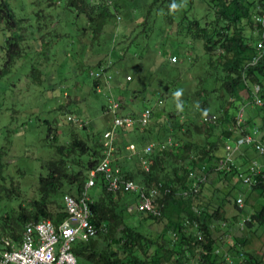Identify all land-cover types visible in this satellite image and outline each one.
Listing matches in <instances>:
<instances>
[{"label": "trees", "instance_id": "16d2710c", "mask_svg": "<svg viewBox=\"0 0 264 264\" xmlns=\"http://www.w3.org/2000/svg\"><path fill=\"white\" fill-rule=\"evenodd\" d=\"M172 2L18 0L14 4L12 0H0V80H6L0 83L1 109L6 103L5 108L13 115L26 113L36 105L34 101L39 103L38 92L59 88V97L53 99L56 107L37 106L38 109L58 111L62 116L74 113L71 104L68 106L64 100L70 88L62 84L74 67L76 77L91 94L106 95L107 99L113 95L120 102V115L140 117L145 109L153 110L147 126L118 130L112 161L126 178L145 188L160 182L171 189L163 201V215L154 218L130 211L139 201L138 195L124 190L109 192L104 176L99 174L95 187H100L101 196L91 195V220L99 233L89 242L75 245L79 264H261L245 233L264 227V202L255 211L247 209L253 196L244 198L243 207L237 202L238 196L246 194L238 169H246L259 155L247 146L235 159L231 171H214V164L220 160L222 149V157L225 156L227 141L238 138L239 133L230 129L243 106L248 133L258 129L264 142V106L248 104L253 99L254 85H260L264 95V58L256 66H247L261 38L256 16L262 0H176L183 4L176 12L170 11ZM247 27L253 35L246 34ZM199 48L201 58L193 57ZM82 52H89V56L86 54L80 63L78 56ZM174 56L176 63L171 61ZM99 71L102 78L92 75ZM105 77H111V89ZM24 80L28 82L25 100H13L14 88ZM178 89L184 90L183 113H177L173 96ZM5 97L7 100L3 101ZM101 107L108 111L106 102ZM204 109L209 111L208 116L219 115L216 124L204 121ZM74 116L80 122L65 124L58 118L52 127L47 121V141L54 150L43 161L46 173L40 176L37 191L30 197L22 194L10 176L8 162L5 174L0 152L4 182L0 184V199L17 201L16 205L7 204L0 209V237L20 244L28 223L51 220L59 227L68 217L64 197L79 196L90 172L105 157L104 135L112 126L99 132L88 126L81 115ZM59 126L69 127L66 132L70 139L65 142L60 141ZM168 140L174 145L149 155L151 170L147 172L140 160L144 148ZM132 143L139 154L128 149ZM203 165H207L211 175L224 179L226 186L217 189L215 197L207 196L205 190L215 188L209 180L195 196L177 195L192 185L190 172ZM250 191L264 198V185ZM233 208L236 213L231 215ZM240 214L251 215L245 232L237 225ZM150 220L164 222L163 232L143 231ZM195 221L198 228L186 226ZM223 222L227 223L225 232L221 228ZM236 228L241 236L234 234ZM225 233L234 234V243L227 248L221 238Z\"/></svg>", "mask_w": 264, "mask_h": 264}, {"label": "built area", "instance_id": "2783aa9c", "mask_svg": "<svg viewBox=\"0 0 264 264\" xmlns=\"http://www.w3.org/2000/svg\"><path fill=\"white\" fill-rule=\"evenodd\" d=\"M260 13L256 16V20L260 25L259 34L261 36L257 44V52L248 62L247 66H256L264 58V0L259 5ZM173 63L178 61L177 57L171 58ZM97 78H102V72L92 73ZM108 88L111 77H105ZM130 79V78H129ZM100 91V89H99ZM252 101L248 104L264 106V95L260 85H254L252 90ZM245 107L243 106L238 112L233 132L239 133L238 138L234 141H227L225 146V156L214 164V171H231L235 166V159L241 154L244 147L251 146L255 149L262 159H253L246 169L241 167L238 169V179L243 185L249 189L264 185V142L262 135L258 129L250 130L244 126L245 123ZM121 104L113 95L108 96V112L114 115V122L110 130L105 135L106 155L98 166L90 172L83 192L75 197L66 195L64 197V206L68 217L59 227L51 220H43L41 222H31L25 227L22 241L15 244L12 239L0 237V264H79L74 253V247L79 241L89 242L97 237L99 228L92 223V208L90 190L96 185V177L101 174L104 176L109 192L127 191L136 193L139 201L129 208L130 211L144 212L154 218H161L163 215L164 199L171 194V189L165 187L163 183H154L149 188L141 186L134 180L124 176L122 170L116 166L112 157L116 150L115 139L118 130L124 129L133 131L138 127L147 126L152 118L153 110L145 109L140 117L130 115H120ZM219 120L218 115L207 116L205 122L216 124ZM67 122L78 123L74 116L67 115ZM172 140L167 142H156L147 145L143 153L140 155L142 167L150 172L151 162L149 155L156 150H165L173 146ZM132 154H139L137 146L132 143L128 146ZM211 173L207 165H203L200 170L190 172V178L193 180L192 185L188 189L179 190L176 194L179 196L197 195L201 192L202 187L210 180ZM240 207L244 206V197L240 195L237 199ZM251 222V215H242L237 225L240 230H245L247 224ZM199 227L195 221L193 224L188 223L186 226ZM227 223L223 222L222 229H226ZM102 228H106L105 225ZM198 236L203 239L202 234ZM200 239V240H201ZM219 253V250L217 251ZM200 260V258H199ZM188 264V263H187Z\"/></svg>", "mask_w": 264, "mask_h": 264}, {"label": "rangeland", "instance_id": "374dc122", "mask_svg": "<svg viewBox=\"0 0 264 264\" xmlns=\"http://www.w3.org/2000/svg\"><path fill=\"white\" fill-rule=\"evenodd\" d=\"M12 3L18 4V0H12ZM253 30L250 27L246 28V34L247 35H253ZM2 34H0V42H3ZM201 48H199L197 51H200ZM204 52V51H203ZM89 56V52H86ZM86 54L83 52L78 56V61L80 63L84 62L86 58ZM197 55H202V51L200 52H194L193 57H196ZM77 64H74L76 66ZM79 70V69H78ZM82 71V70H81ZM80 71V72H81ZM76 68H72L69 70V73L67 74V78L65 79L64 84L65 86H69L70 91H68V95H64L65 103L71 104V108L74 113L77 115H81L84 120H86V123L88 126H92V128L96 131H102L104 130L108 125H113L114 122V115L109 114L108 111H102V102H106L108 104V99L106 95L101 96H94L90 93L89 88H86L84 84H82V80L76 77ZM80 81H79V80ZM6 80H0V83L5 82ZM52 82V81H51ZM27 81L24 80L19 85H17L14 88L15 95L13 97V100H25V92H26V86ZM51 84V83H50ZM75 88V89H74ZM74 89V92L72 90ZM1 90V88H0ZM42 92H38L37 94V100L39 103L34 101L36 105L33 104L32 108L28 110L26 113L20 112L19 115L15 114L13 115V112L7 111L5 108L7 104L5 103V107L1 109L0 107V152L3 153L1 163L4 165L5 174L7 175V162L8 170L10 172V176H12L15 181L17 182V185H19L22 194L30 197L34 194L35 191H37L39 178L41 175H45L46 171L43 169V161L47 160V157L53 153L54 148L50 146V144L47 141L48 136V129L50 127V124L55 119L61 118L65 124L66 116L59 114L58 111L56 112H48V111H41L38 109L37 106H45V107H56V102L54 105V100H57L59 97L61 91L59 88H55L53 90L46 89L41 90ZM83 97H86L85 99H82ZM3 98L2 91L0 92V99ZM54 99V100H53ZM7 100V97L4 98L3 101ZM9 100H12L11 95L9 96ZM7 102V101H6ZM18 104V103H17ZM20 110L22 109V106H19ZM77 111V112H76ZM71 113L68 115L74 116L75 114ZM219 116V115H218ZM77 118V117H76ZM60 119V120H61ZM47 121L50 123H47ZM78 122H80L78 120ZM62 123V121H61ZM53 127V124H52ZM64 129V130H63ZM69 130L68 126H64L62 128L59 126V136L60 141L65 142L68 139H70V133L66 132ZM223 149L221 152H219L218 156L221 159H223ZM246 154V153H245ZM239 156V155H238ZM246 156V155H245ZM134 160V155L132 156ZM242 157V155H241ZM220 160H216V163H219ZM217 174H213L210 177V182L214 185V190L208 191L205 190V194L208 196L215 197L217 194V189L220 190L226 186V181L224 179L218 178ZM235 181H231L229 184L233 185ZM1 178V170H0V184H3ZM11 181L8 180V185H10ZM6 186H7V180H6ZM243 189H248L247 187H244ZM246 192V190H245ZM93 195L96 198L101 196V189L100 187H95L90 190V196ZM220 195V194H219ZM4 196V195H3ZM244 196V194L242 195ZM239 197V196H238ZM246 198V197H244ZM253 200V198H252ZM0 209H4L7 207V204H10L11 206L16 205L17 201H7L6 198L0 199ZM246 207V206H245ZM250 207V206H249ZM249 207L247 206V209L249 210ZM231 215H233L235 212L234 208L232 212H230ZM230 216V215H229ZM165 227L164 222H156V221H148L145 224V227L143 228V231L145 232H151V233H161L163 232ZM256 227L247 233H245L246 238H249L251 241L250 249L255 251V256H259V259L261 261V264H264V227H259L257 230H255ZM254 234H253V233ZM237 236H241L242 233L240 231H237Z\"/></svg>", "mask_w": 264, "mask_h": 264}, {"label": "crops", "instance_id": "0c3cea01", "mask_svg": "<svg viewBox=\"0 0 264 264\" xmlns=\"http://www.w3.org/2000/svg\"><path fill=\"white\" fill-rule=\"evenodd\" d=\"M243 156V155H242ZM259 159H262L261 157H260V155H259ZM240 162H242V160H244V159H242L241 157H240ZM128 167L129 168H132V164L131 163H128ZM246 190V194H244V197H246L247 198V196H253V200H251V205H250V207H249V211H255L259 206H260V204H263V202H264V198L262 197V196H260L259 195V193L258 192H252V191H250V190H248V189H245ZM253 193V194H252ZM230 212H232L231 210H230ZM234 215V214H233ZM241 217V214L240 215H238V218H240ZM213 228H215V226H213ZM236 229H238V228H236ZM223 230V229H222ZM225 230L226 229H224L223 231L225 232ZM236 231H240L239 229L238 230H236ZM245 232V231H244ZM221 236V235H220ZM221 238L223 239L222 240V245L223 246H226V248H227V246H229V245H232L234 242V240H233V238H234V234L233 233H231L230 235H228V233H225V236H221ZM258 257V259H259V256H257ZM195 259H193V261H194Z\"/></svg>", "mask_w": 264, "mask_h": 264}, {"label": "clouds", "instance_id": "9594fccd", "mask_svg": "<svg viewBox=\"0 0 264 264\" xmlns=\"http://www.w3.org/2000/svg\"><path fill=\"white\" fill-rule=\"evenodd\" d=\"M181 7H183V4H178V3H176V0H173V2L170 4V11L176 12ZM99 89H102V88H99ZM183 94H184V90L183 89H178V90H176L173 93V96H174V98L176 100V110H177V113H183L184 112V105H183V103L181 101V97L183 96ZM196 108L199 109L200 108V105L197 104L196 105ZM208 114H209V111L207 109L202 110V116L203 117L207 118ZM65 121H66V119H65ZM68 123L69 122H67V124Z\"/></svg>", "mask_w": 264, "mask_h": 264}, {"label": "water", "instance_id": "95a60500", "mask_svg": "<svg viewBox=\"0 0 264 264\" xmlns=\"http://www.w3.org/2000/svg\"><path fill=\"white\" fill-rule=\"evenodd\" d=\"M67 123V122H66Z\"/></svg>", "mask_w": 264, "mask_h": 264}]
</instances>
